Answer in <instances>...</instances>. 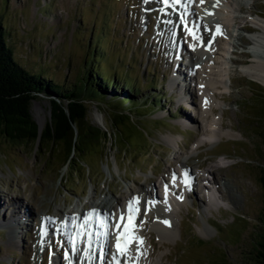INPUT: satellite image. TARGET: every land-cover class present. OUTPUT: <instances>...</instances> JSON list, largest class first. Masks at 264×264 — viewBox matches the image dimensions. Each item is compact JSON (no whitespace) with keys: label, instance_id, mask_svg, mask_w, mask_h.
Here are the masks:
<instances>
[{"label":"rangeland","instance_id":"obj_1","mask_svg":"<svg viewBox=\"0 0 264 264\" xmlns=\"http://www.w3.org/2000/svg\"><path fill=\"white\" fill-rule=\"evenodd\" d=\"M157 4L158 1L148 4L145 0H0V19L5 23L9 41L18 60L27 69L54 76L59 82L66 81L70 87L76 82L75 78L87 64L88 58L96 52L97 45L92 29H97L98 32L109 23L107 30L110 35L104 38L106 51L98 67L108 70L115 67L121 72L122 68L125 69L127 63L129 64L132 52L136 51L137 57L131 58L132 67L130 66L128 72L137 76L140 94H132L135 103L124 102L123 109L124 115H129V120L142 127V130H138L134 124H129L130 121H125L121 124L126 129L125 133L120 132L115 140L116 128L111 126V121L113 115L119 114L120 111L115 113V107L104 102L86 101L89 121L109 131L111 137L103 143L104 151L100 156V146L96 143L86 151L83 157L88 164H83L77 175H69V168L62 164V151H55L48 157L45 150L38 151L33 145L22 148L0 140V224H3L0 226V264H73V260L69 258V247L73 248L72 244L64 236H61L64 239L62 242L58 238L57 228L51 226L56 223L53 219H56L58 212L74 210V205L79 207L90 195L92 203L89 205L88 201L84 204L86 207H93L98 199L112 197L110 189L116 190L119 195L129 187L134 188L133 177H138L140 183H145L148 187L153 186L149 182L150 177L160 184L163 179L164 160L169 163L172 152L183 150L179 144L183 146L187 143L192 147L195 145L192 143V130L182 129L183 126L178 122L180 118H189L191 114L190 108H186V102L181 101L180 106L177 105L180 94L188 99L191 93L196 92V97L203 96L202 105L208 110L209 103H213L217 108V100H222L212 97L213 92H218L217 87H220L221 92H227V102H222L226 106L225 121L234 124L238 129H228L231 138L219 142V146L213 151H209L213 146H204V156L212 157L228 166L225 172L231 179L238 176L242 189L235 193L241 196L240 200L238 203L221 200L226 204L223 210L214 212L218 208L221 209L222 204L221 207L216 206L213 212L205 213L198 207H192L193 202L190 199L191 202L188 201V205L182 208L181 215L175 213V218L171 221V237L158 235L159 231L155 232V227L152 226L161 224L157 220L163 218L150 216V220H145L148 228L144 225L142 227L140 223L137 229L142 227L139 236L152 229V238L158 244L155 254L149 255L152 247L147 249L149 243L143 239L146 246L142 247V254L138 255V259H130L132 255H137L135 249L129 250L131 254L128 252V257L121 256L119 259L121 264L141 263L142 258L146 256H151L154 264H258L252 259V253L254 242L262 239L257 234L264 233V224L261 222L264 215V188L259 181L261 167L264 165V98L260 96L264 93V71L261 69L264 67V18L255 12L264 15V0H219L215 7L216 0H204L203 5L199 0H193L190 4L192 8L187 12L188 15L191 11L195 14V24L211 23L210 26L216 32L217 25L226 23L227 27L223 25L225 28L222 26L221 29H227V33L223 32L221 35L224 40L220 36L223 41L219 42L220 45L218 43V47L214 41L210 45L214 50L209 56L210 59L203 53V57L194 64L195 68L189 69L186 74L189 86L186 89L180 81L177 82L178 88L170 81L173 73L167 67L165 58L169 54L168 38L172 37L173 26L165 28L166 24L162 21H174L177 24L176 35L183 25L179 24V17L176 19L178 12H172L169 8L167 11L171 15L166 16L160 11L163 6H155ZM205 10L212 14H206ZM178 11L181 12L179 9ZM189 22V26H192L191 21ZM244 24L248 27L260 26L261 29L250 32L242 28ZM211 35L212 33L208 41L203 42V49L209 48L207 42L211 40ZM241 36L251 43L243 44L244 47L237 45L236 55L230 53L228 49L234 47V43ZM184 40L188 41V38L182 37V42L186 44ZM182 42H177L179 51L170 53L174 64L183 56L186 58L185 63L192 62L189 60L191 50L184 51L183 56H180ZM111 44H114L115 49ZM241 50L251 52V55L238 54ZM122 57L125 59L122 60ZM230 57H236L239 61L246 59L248 63L242 65L231 62ZM135 64L136 69L133 67ZM150 65L158 71V86L147 89L146 80L151 78V72L146 68ZM180 67L184 69L188 66L182 64ZM199 68H204L203 76L213 80L211 90L204 89V84H201L202 90L195 87V71ZM191 71L195 73L193 78L190 76ZM161 77L164 78L163 84H160ZM190 80H193V85ZM150 85L154 86L153 83ZM179 87H182L181 90ZM178 90L180 94L177 95ZM221 92L219 93L222 95ZM153 93L161 98L153 99L151 96L156 106L148 107L140 96L144 94L148 98ZM51 99L50 96L42 95L32 102V112L41 129L46 126L52 115ZM180 109L186 111L183 113ZM213 114L211 112L212 118ZM220 114L219 112L218 115ZM192 115L195 116L194 111ZM42 120L44 125L41 124ZM124 138H127L128 143L124 142ZM124 145L128 146L126 154L121 152ZM138 145L141 149L135 151ZM219 148L228 151L225 152L229 153L228 160H224L227 159L224 155H208H212ZM176 165L178 164H174L175 169L180 171ZM180 166L183 167V164ZM153 168L157 170L156 173ZM67 175L68 180H64ZM165 178L164 184L169 185L171 179H167L168 176ZM168 191H171L169 186ZM239 191L244 192V196ZM128 194H131L130 191ZM161 200L166 201L164 197H161ZM211 200L221 202L212 197ZM119 204H125L124 198L120 199ZM53 215L55 217H52ZM42 218V225L45 220L51 219L50 228H54L51 231L56 236L53 239H50L51 235L47 236L44 243L40 240L35 242L40 225L35 223V220ZM11 219H14L16 224L18 221L19 223L10 225L7 222ZM179 220H182L180 226ZM162 225L166 228L170 224L163 222ZM32 233L35 235L34 240L30 238ZM144 237L149 239V235ZM28 242H32L29 252ZM68 243L69 246L66 245ZM59 250H63L62 253H59ZM66 253L68 259H65ZM109 253L111 256H106L104 264H112V252ZM165 253L170 257H165ZM173 255L178 260L174 259ZM75 258H78L76 264H83L80 252L74 255ZM84 260L86 259H83V262Z\"/></svg>","mask_w":264,"mask_h":264},{"label":"trees","instance_id":"obj_2","mask_svg":"<svg viewBox=\"0 0 264 264\" xmlns=\"http://www.w3.org/2000/svg\"><path fill=\"white\" fill-rule=\"evenodd\" d=\"M4 24L0 19V140L22 148L33 145L38 151L45 150L48 157L55 151H62V164L68 166L69 175H77L85 162L83 155L86 151L96 143L100 146V155L104 151L103 143L111 137L109 131L89 121L86 101L104 102L115 107V113L120 111L113 115L111 121V126L116 128L115 140L120 132L125 133L126 129L121 126L125 121L142 130L140 125L128 119L129 115H124V102L133 104L135 97L131 95L136 92L140 94V85L128 72L129 66L122 68L121 72L115 67L113 70L99 68L106 51V28L94 33L96 52L88 58L87 64L75 78L76 82L70 87L66 81L59 82L54 76L24 67L15 55ZM110 46L115 48L114 44ZM42 95L52 98V115L41 129L32 112V102ZM151 96L156 99L154 93L148 98L143 94L140 99L145 100L148 107H154L156 103ZM260 96L264 98V93ZM127 138L123 139L124 142H127ZM127 147L124 145L121 152L126 153ZM138 149H141L139 145L135 151ZM259 181L264 188V165ZM261 222L264 224V215ZM257 236L262 239L254 242L252 259L264 264V233Z\"/></svg>","mask_w":264,"mask_h":264},{"label":"bare ground","instance_id":"obj_3","mask_svg":"<svg viewBox=\"0 0 264 264\" xmlns=\"http://www.w3.org/2000/svg\"><path fill=\"white\" fill-rule=\"evenodd\" d=\"M158 1L159 4L155 5V6H163L160 3V0H151L149 1L151 4H153L154 2ZM148 2V4H150ZM184 3H187L185 0H183ZM191 5H188L187 11L189 10V8H192ZM196 7V6H194ZM177 8L183 12L185 11V9L183 7H181L180 5H177ZM179 17V15L176 16V19ZM175 18V17H174ZM189 18V21H191V23L193 24L194 22V18H195V14L191 12H189V15L187 16V19ZM246 24V23H245ZM242 25V28L248 29V30H254V27H248V25ZM169 27V25H166L165 28ZM209 27L210 24L206 25V23H204L203 25L200 24L199 25V35H201L203 37V42L205 43L206 41H208V38L210 36V34L212 33L210 30H205V29H210ZM223 28H225V26H223ZM165 31H167V29H165ZM182 37L188 38V41H186V44H184L182 42ZM175 44H173V38H168L169 40V50H168V55L165 58L166 64L168 65L167 67L171 69L173 76H171L170 81L173 83V85L175 86V88H178V81H180V83L184 84V88L186 89L188 85L189 80H186V74H188V69L189 68H195L194 64L196 63V61H198L199 58H202L203 53L204 55L207 54V58L210 59V55H212L214 53L213 48L208 51V49H203L202 44L200 41L194 40L192 38L191 35H188L184 30L183 27L179 28L177 31V35L175 36ZM220 35H215V45L218 46V43L220 42ZM177 42H182L180 49H181V54L180 56H183L182 53H184V51H188L191 50V54H192V62H184V60L186 58H184V56L182 58H180L176 63L174 64V61H172V53L173 52H177L179 51L177 49ZM208 43V42H207ZM250 44L251 42L249 40H247L246 38H243L242 36L239 38V40H237L234 44H236V46L234 45L233 48L238 47L237 45L243 46V44ZM192 45H195V48L193 49ZM202 46V47H201ZM242 53V56H248V53L246 50H241L240 51ZM171 53V54H170ZM242 61H247L248 60H244L241 59ZM236 61H239L238 58H236ZM183 62V63H182ZM186 65L188 66L187 68H181L180 65ZM187 69V70H186ZM264 71V67L261 68ZM187 71V72H186ZM194 71V69H193ZM197 72V75L195 74V77H197V83L195 87H199L202 90L201 84H204V89L206 90H211V84L213 82L212 79L203 76V72H204V68H199L197 71H195V73ZM175 73H176V77H175ZM262 74V73H261ZM191 76L194 74H190ZM264 78V76H263ZM191 82V80H190ZM190 84V83H189ZM194 83H191V85H193ZM203 89V90H204ZM184 95L180 94L179 99H182ZM202 96V95H200ZM212 97L214 98H218V99H222L223 101L227 100V96H223L221 95L219 92H213ZM184 98H186L184 96ZM188 98V101L192 102V103H197L198 105V111L196 112L195 116L191 114H189V118H180V120L178 121L179 124L182 127V129H191L192 133H193V142L195 145L194 147H192L190 144H184L183 146L181 144H179L180 148L183 149L180 152H174V157L172 159L171 162L166 163L164 160V172H163V179L160 181V184H158V182H156L152 177L149 178V182L152 183L153 186L148 187L145 183H140L139 178L138 177H133L132 181L134 183V188L129 187L126 191H122L121 194L117 195L116 194V190L110 189V192L112 194L111 198H101L98 199L97 201H95V204L93 207H86V204H82V209L81 212H72L71 210L69 211H65V210H61L58 212V215L55 219L54 226L58 227V230H60L61 232L64 231V233L66 235L69 234V232H73L74 227H73V217H78L77 222H84V217L85 214H87L86 212L89 210H97L99 212L102 213V217L105 216L107 214L108 219L107 222L111 223V219H112V211L114 210H120L119 213H122V209L123 207L121 206L120 203V199L125 200V205L128 204V202L133 198V197H140V204H139V208H140V213L138 215V222H141L142 220H150V216H154L156 215L157 217H161L163 219H167L171 224H172V220L173 217L175 215V213L181 215V210L183 207H185L186 205H188V201L190 199H192V202L195 204L196 207L200 208L203 210V212L208 213V212H213V209H215L216 206L221 207V205L223 204V200L226 202H232V203H238V201L240 200V197L237 193H235V191L241 190L242 189V183L241 181L238 179V176H235L234 179H231L230 177H228L227 173L225 172L228 166H225L221 163H219L218 161H216L215 159H213L212 157H203L204 152L202 151V148L204 146L207 145H211V146H215L216 144H218L219 142H221L222 140L226 139V138H231L230 137V132L228 131V129H238L234 124H230L227 123L225 121V113L224 111H222L220 117L218 118V121L216 123H218V125L216 127H210L211 124H213L212 122V117H211V112L213 113H217L216 112V107L213 103H209L207 107H209V109H205L206 107L202 105V98L198 96L196 97V92L191 93V95ZM176 103V102H175ZM177 105L180 106V100L178 102L177 100ZM186 108H191V107H187ZM181 112L184 113V111H186V109H180ZM188 113V112H187ZM185 113V114H187ZM188 116V114H187ZM179 117V116H178ZM42 125H44V120H42L41 122ZM165 153V152H164ZM227 156L229 155V153H225ZM178 164V165H182L185 168V171H187L188 173V177L189 179L192 178L191 182L189 183L188 186H185V184L183 183V176L182 173L178 170L175 169L174 164ZM109 166V165H108ZM183 167V169H184ZM157 170H154V173H156ZM173 173L176 174L177 177V181L175 182V184L172 183V175ZM168 176L167 179H171V181L169 182V188L171 189V192L174 191L171 195L169 196L167 194V196L165 195V189L164 186L166 184H164V180H166L165 177ZM165 178V179H164ZM224 179V180H223ZM207 180H211L212 183L215 184L220 199L222 200L221 202H218L216 200H211V195L208 194V197L206 198L204 195L200 194L199 188L203 185L204 187H207L205 184V181ZM168 183V182H167ZM158 185L161 187L158 188ZM157 186V189H155ZM135 189V190H134ZM137 190V191H136ZM130 191L131 194H128V192ZM157 192L156 194L154 193ZM241 192V191H239ZM241 194L244 196V192H241ZM134 195V196H133ZM242 196V197H243ZM94 197V196H92ZM161 197H164L166 199V202L161 200ZM178 197H182V199L178 198ZM215 198V196H214ZM91 199V198H90ZM150 200H155L157 201V203L155 204L154 207H151L150 211H147L148 213L145 214V209L149 207L148 205V201ZM90 201V200H89ZM164 204H168V208L164 207ZM125 210V209H124ZM16 212V211H15ZM47 215V214H46ZM42 214L40 215L41 218ZM54 216V215H53ZM149 216V217H148ZM14 217H16L14 215ZM51 220V219H49ZM49 220H45L44 225H42L40 223V220H36L35 223H38V230L39 231V235L41 234L40 229L42 228V226L46 229L47 235H49L50 231L52 230V228H50V222ZM179 226L181 225V220H179ZM144 222V221H143ZM7 223H10V225H14L16 224V221H14V219H11L10 221H8ZM19 223V221H18ZM17 223V224H18ZM34 223V222H33ZM92 223V222H91ZM16 224V225H17ZM93 225H95L94 229H98L99 224L97 223H92ZM0 226H3V224H0ZM145 228H148V224L145 223L144 224ZM157 228L159 229L158 235L161 236H165L166 237H171L172 236V232L170 231V229H166L162 224H155L152 226V228ZM33 228L34 224H33ZM76 231H83V229H78ZM74 230V232H76ZM149 235V240L152 244V249L151 252L149 253V255H154L158 244L156 243V241L152 238L153 237V232L152 229L151 231L148 232H143L141 234V236H147ZM34 233H32L31 235V239L34 240ZM42 238H46V236H43ZM80 238V237H79ZM79 238L76 240V248L77 251L75 253H73L72 248H70V258H74V255L77 254V252H80V256L84 257L86 255L82 254V248L84 247V245L82 244L81 246V241H79ZM92 239V244H91V249L93 252V255L95 257L94 260L89 261V260H84L83 264H101V262H99V240L97 238H95V236L91 237ZM68 240V239H67ZM73 242V239L68 240V242ZM32 242H28L29 248H27V252H29L30 250V244ZM89 247V245H85V248ZM106 251H107V255H109V252H112V254L117 253V248H115L114 244L111 243L110 241V235L108 236V240L106 242ZM80 248V249H78ZM161 248V246H160ZM134 250L136 249V244L134 243H130L129 244V250ZM129 254H131L129 252ZM110 256V255H109ZM121 257V256H120ZM119 257V258H120ZM124 257V256H123ZM128 257V255L126 256ZM136 258L138 259V255H132L130 259L132 258ZM151 257V256H150ZM149 256L143 257L141 260V263H136V264H154V262L151 261ZM104 264V262H103ZM130 264V263H127Z\"/></svg>","mask_w":264,"mask_h":264},{"label":"snow or ice","instance_id":"obj_4","mask_svg":"<svg viewBox=\"0 0 264 264\" xmlns=\"http://www.w3.org/2000/svg\"><path fill=\"white\" fill-rule=\"evenodd\" d=\"M149 2V0H145V3ZM160 3L163 5V7L160 8V11L164 13L166 16H170L171 13L167 11V9L171 8L172 12H178L179 15V24L183 25V30L188 34L191 35L194 40L200 41L201 44H203V37L199 35V25L193 23L192 26L190 25V22L187 19L188 12L187 8L188 5L193 3V0H187V3H184L183 0H160ZM201 5H203L204 0H200ZM219 0H216V4H214V7L218 5ZM177 5H180L185 9L183 12H179L177 9ZM206 14H212L208 13L207 10ZM162 23L166 25H172L173 30L171 32V36L173 37V44H175V28L177 27V24L172 21L171 19H165L162 21ZM206 31L208 29H205ZM163 33H158V35H162ZM215 35H223L222 29L220 25L216 26V32L213 35V39L208 42L209 48L208 50H211L210 45L213 43L215 39ZM193 49L195 48V45H192ZM207 104V100L205 101ZM184 180L183 183L185 186L189 185V177L187 171L184 172ZM176 174L173 173L172 175V183L175 184L176 182ZM168 193V185H165V195L167 196ZM182 199V197H178ZM166 202V201H165ZM157 201L155 200H150L148 201L149 207L145 209V214H147V211L151 210V207H154ZM139 204H140V198L139 197H133L129 202H128V209H127V221L128 223H124L125 221V215L122 212L121 216L119 218V221L116 223L115 227L117 229V235H116V248H117V253L112 254V264H121V261L119 259L120 256H127L129 252V244L132 241H135L137 243V252H140V247L143 245L144 241L143 238L136 235L134 229L137 227L135 225V219L139 215ZM97 215V210L93 209L90 212H88L85 217H84V223L83 225L75 224L74 227L77 229H83L85 235L89 237L87 243L89 247L85 248V253L86 255L84 257H81V259H87L89 261H92L95 259L92 249H91V244H92V239L91 237L95 235L97 239L99 240V261L101 264L105 261V258L107 256V251H106V242L108 240L109 232L107 231L109 225L106 223L108 216L107 214L103 217L100 218L101 221V228L105 229L104 231L97 232V233H92L87 231L89 224L91 222V218L95 217ZM47 219V218H45ZM74 221L78 219V217H73L72 218ZM165 224H169L168 221H163ZM123 223V231H120L121 229V224ZM143 223V222H142ZM131 225V227H129ZM47 234L46 229L42 226L41 228V236H45ZM82 235L81 231H76L75 236L78 239ZM43 243V240L41 241ZM77 251V248L75 247V243H73V253ZM65 259H68L67 253L65 254ZM71 264V262H70Z\"/></svg>","mask_w":264,"mask_h":264},{"label":"water","instance_id":"obj_5","mask_svg":"<svg viewBox=\"0 0 264 264\" xmlns=\"http://www.w3.org/2000/svg\"><path fill=\"white\" fill-rule=\"evenodd\" d=\"M51 105H52V101H51Z\"/></svg>","mask_w":264,"mask_h":264}]
</instances>
